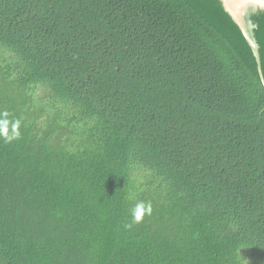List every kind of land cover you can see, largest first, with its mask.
Returning a JSON list of instances; mask_svg holds the SVG:
<instances>
[{"label": "trees", "instance_id": "obj_1", "mask_svg": "<svg viewBox=\"0 0 264 264\" xmlns=\"http://www.w3.org/2000/svg\"><path fill=\"white\" fill-rule=\"evenodd\" d=\"M250 21L263 80L220 0H0V264H264Z\"/></svg>", "mask_w": 264, "mask_h": 264}, {"label": "water", "instance_id": "obj_2", "mask_svg": "<svg viewBox=\"0 0 264 264\" xmlns=\"http://www.w3.org/2000/svg\"><path fill=\"white\" fill-rule=\"evenodd\" d=\"M220 2L222 3L224 10L238 25L242 34L250 45L253 55L256 58L260 78L263 80L258 45L253 36V25L250 21V15L257 12H264V0H220Z\"/></svg>", "mask_w": 264, "mask_h": 264}, {"label": "clouds", "instance_id": "obj_3", "mask_svg": "<svg viewBox=\"0 0 264 264\" xmlns=\"http://www.w3.org/2000/svg\"><path fill=\"white\" fill-rule=\"evenodd\" d=\"M264 83V81H262ZM7 115V114H5ZM15 128L18 130L19 128V121L16 122ZM16 136H19V132L17 131ZM15 137H11L8 139H12ZM152 208L150 203H145V202H137L135 206L131 209V217H132V223H140L142 222L145 214H151ZM125 227H131V225H125Z\"/></svg>", "mask_w": 264, "mask_h": 264}]
</instances>
